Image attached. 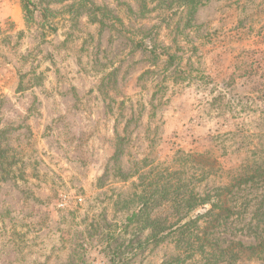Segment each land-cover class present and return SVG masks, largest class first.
Instances as JSON below:
<instances>
[{
  "label": "rangeland",
  "instance_id": "374dc122",
  "mask_svg": "<svg viewBox=\"0 0 264 264\" xmlns=\"http://www.w3.org/2000/svg\"><path fill=\"white\" fill-rule=\"evenodd\" d=\"M28 2L0 0V264H264L188 226L236 185L216 237H264V0Z\"/></svg>",
  "mask_w": 264,
  "mask_h": 264
},
{
  "label": "trees",
  "instance_id": "16d2710c",
  "mask_svg": "<svg viewBox=\"0 0 264 264\" xmlns=\"http://www.w3.org/2000/svg\"><path fill=\"white\" fill-rule=\"evenodd\" d=\"M28 1L29 0H23L24 10L27 14L30 13L29 10L30 3ZM254 173L255 174H253L252 176L246 178L245 181H247V179L253 180L254 178H256V176L260 174L257 170ZM260 175H264V173H261ZM242 182L243 179L239 180L237 182V185H240ZM235 186L236 185L230 186V189L220 188L214 192H209L206 196V199L202 200L201 202L203 206L205 205L209 206V209H207L206 212L200 215L196 220L192 221L191 225L189 224L188 226L189 227L192 226V232L194 234H198L200 233V231H203L206 240H208L207 242L208 246L206 248L208 252H206L205 250L204 251L206 253H211L212 255H215V257H216V253H214L215 251L224 254H227V252L230 251V253L232 254L234 253L233 257L235 260L237 258L236 256L238 255L247 256V257H250L249 255H252L253 257H260L262 256L264 251V237L261 235L259 236V238L262 241L256 246H249V247H246L241 243L235 244L232 242L227 247L223 248L221 246L222 241L220 242L218 239L219 235L218 237H216V231L218 228L222 226L223 221L234 214L232 208L227 206V201H225V199L228 194L229 195L232 194L231 189L234 188ZM225 192H227L226 195ZM200 219L203 220L201 226L199 225ZM198 250L199 249H197L196 247H191L189 249V252L195 253ZM213 264H216V262Z\"/></svg>",
  "mask_w": 264,
  "mask_h": 264
}]
</instances>
